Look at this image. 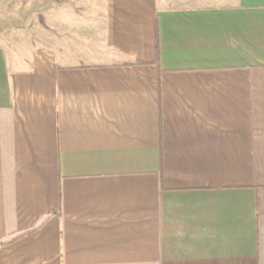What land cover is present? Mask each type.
<instances>
[{"label": "crops", "instance_id": "obj_1", "mask_svg": "<svg viewBox=\"0 0 264 264\" xmlns=\"http://www.w3.org/2000/svg\"><path fill=\"white\" fill-rule=\"evenodd\" d=\"M0 45V264H264V0H72Z\"/></svg>", "mask_w": 264, "mask_h": 264}, {"label": "rangeland", "instance_id": "obj_2", "mask_svg": "<svg viewBox=\"0 0 264 264\" xmlns=\"http://www.w3.org/2000/svg\"><path fill=\"white\" fill-rule=\"evenodd\" d=\"M71 1L0 0V45L14 46L26 38L36 44L46 31L52 32L54 8Z\"/></svg>", "mask_w": 264, "mask_h": 264}, {"label": "trees", "instance_id": "obj_3", "mask_svg": "<svg viewBox=\"0 0 264 264\" xmlns=\"http://www.w3.org/2000/svg\"><path fill=\"white\" fill-rule=\"evenodd\" d=\"M35 230H36V229H32V230H29V231L23 232V233H21L20 235H18L17 237L13 238V239H12L11 241H9V242L0 243V246H5V245H7V244H10V243H12V242H15L16 240H18V239H20V238H22V237H24V236H26V235H29V234L33 233Z\"/></svg>", "mask_w": 264, "mask_h": 264}]
</instances>
